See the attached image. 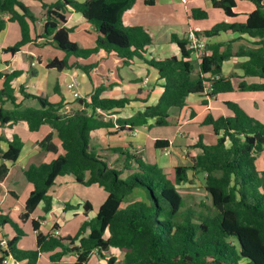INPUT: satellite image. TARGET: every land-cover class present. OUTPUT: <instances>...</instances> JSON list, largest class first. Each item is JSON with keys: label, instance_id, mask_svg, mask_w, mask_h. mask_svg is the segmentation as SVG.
Returning <instances> with one entry per match:
<instances>
[{"label": "trees", "instance_id": "1", "mask_svg": "<svg viewBox=\"0 0 264 264\" xmlns=\"http://www.w3.org/2000/svg\"><path fill=\"white\" fill-rule=\"evenodd\" d=\"M138 1L154 6L158 0H85L83 3L42 0L44 30L34 38L37 16L21 0H0V33L9 22H15L22 35L6 52L15 54L42 38L65 54L62 59H52L47 64L49 69L63 71L79 67L89 75V67L79 62L104 50L121 58L126 65L136 59L145 61L163 80V93L155 105L114 121L98 114L97 109L107 112L124 109L132 102L131 98H101L98 89L90 103L85 102L91 108L90 113L82 110L70 114L62 103H51L46 94L34 96L21 87L22 98L40 103L39 108L28 107L18 101L13 87L20 72H0V125L4 128L0 138L8 144V150L0 152L5 162L0 166V182L9 173L6 163L15 164L24 146L16 126L25 123L30 132L49 126L53 131L37 144L38 149L57 153L58 147L53 142L57 135L64 150L53 161L30 165L24 170L34 189L19 219L23 224L31 221L37 234V248L19 249L25 232L11 217L0 213V228L11 225L15 231L6 251H0V264L2 255L11 256L16 263L38 264L43 253H51L50 260L54 263L74 254L77 257L74 264H89L94 252L106 264H264V170L258 166L259 156L264 152V123L239 103L225 102L230 111L227 115L215 117L211 112L205 115L202 125L212 128L216 142L208 143L201 135L194 145L199 153L192 165L175 167L173 177L129 148L106 149L101 155L90 144L92 133L101 129L118 127L132 132L140 127L167 126L172 109L184 108L190 95H204L208 87L212 90L207 96L212 99L235 91L232 79L223 75V64L232 57L247 58L241 64L244 76L237 90L264 93V0H247L255 5V10L245 23L223 21L204 31L207 38L229 31L246 35L254 40L248 41L250 45L234 50L233 41L208 43L199 64L192 59L188 40L177 36L172 41L180 48V57L147 58L148 48L156 40L154 33L146 26H133L128 21ZM212 4L229 18L238 16L236 0H212ZM71 10L82 14L96 28L95 47L82 48L71 40L72 30L66 26ZM191 18L204 20L208 13L193 9ZM71 57L77 60L75 64H70ZM208 103L206 98L203 104ZM8 105L12 108H7ZM170 146L168 139L154 142L157 150ZM190 171L206 176V190L214 207L212 214L182 211L185 201L180 186L191 181ZM65 175L86 186L97 184L108 196L96 216L82 222L75 236L56 234L58 225L44 234L40 231L44 217L36 220L32 215L41 203L45 214L52 210L49 192L56 179ZM201 205L206 209L204 203ZM84 208L87 216L91 204L86 202ZM112 248L124 253L122 261L112 254Z\"/></svg>", "mask_w": 264, "mask_h": 264}, {"label": "crops", "instance_id": "2", "mask_svg": "<svg viewBox=\"0 0 264 264\" xmlns=\"http://www.w3.org/2000/svg\"><path fill=\"white\" fill-rule=\"evenodd\" d=\"M76 1L83 3L85 0ZM21 2L37 16L38 21L33 31V37L40 36L43 33L45 23V12L42 7V0H21ZM236 3L237 7L235 12L238 16L229 18L222 10L213 7L212 0H158L154 6H147L143 1H138L128 21L133 26H146L154 33L156 40L154 44L149 46L147 58L165 59L171 56L180 57V48L172 41L173 36H177L179 39H186L187 33L190 30L196 31V33L198 32V35L205 36L204 31L210 30L216 24L223 21L231 24L245 23L248 15L255 10V5L247 0H236ZM239 7H242L244 12H246L240 13L238 11ZM197 8L206 11L208 13V18L204 20L192 19V10ZM5 17H7V15H5ZM66 26L72 30L70 38L80 47L92 48L96 46V28L88 23L82 14L71 10L67 14ZM11 32L12 36L22 38L20 26L18 27V23L15 22H9L6 29L0 33V72H20V75L13 82V87L16 90L18 101H22L25 106L39 108L40 103L36 99L22 98L19 93L21 87H23L27 93L34 96L46 94L48 100L53 104L62 103L67 113L71 114L82 110H86L90 113L91 108L86 107L85 102L90 103L92 96L95 95L96 91L99 89L101 90V98H131L132 102L126 108L113 111L116 112L119 117L128 118L136 112L142 111L147 106L155 105L163 93V80L159 78L157 70L141 59H136L133 63L126 65L118 56L110 55L104 50H101L90 59L79 62V64L89 67V75L79 67L58 71L56 69H49L47 64L52 59L64 58L65 54L55 49L50 44H47L45 39L39 38L36 43L26 45L15 54L6 52L5 49L11 45ZM207 39L209 43H228L233 41L232 45L234 50H237L243 45H250L248 41H254L246 35L241 36L231 31L222 32L218 36ZM47 49H51L54 58H49L45 61L41 51ZM246 60V57H232L223 64V75L232 79L236 88L235 91L221 94L217 98L209 100L207 106L203 104V101L206 99L203 95H190L187 100V105L184 108H180L178 111L177 109L171 110L170 124L177 129V134L182 140L188 139L190 142H188V144H192L196 142V137L198 141L199 137L202 135L206 142H216V137L213 134L212 128L210 126H203L202 121L209 112L215 117L222 114H229L230 111L224 103L228 101L237 103L240 101L242 103V99L247 93H250L237 90L244 76L241 64ZM69 62L70 64H75L77 60L71 57ZM194 62L195 64H199L197 60H194ZM52 78L54 79L53 81ZM247 80L250 82L257 81V79ZM69 83L75 84L74 91L68 89L67 85ZM1 89L2 81L0 80V90ZM75 91L80 93L81 98H75L73 96V92ZM251 101L257 105L256 101H253V99H251ZM7 108H12V106L8 105ZM140 129L149 128L140 127L132 132L119 131L118 127L101 129L92 133L90 144L102 155L105 153L102 151L106 149L127 148L122 141L121 143L117 141L124 140L123 135L125 132L132 136L128 137L126 142H128L129 147L133 150L137 148L135 144H141V142L146 144L150 139L154 142L157 139H167L160 138L159 136L151 138L149 135L140 133ZM106 130H116V132L109 137ZM3 131L4 128L0 125V137ZM15 131L22 138L24 146L15 164L6 163L9 168V173L6 179L0 182V213L11 218L20 217V215L25 212V203L34 189L33 185L26 179L24 170L30 165L49 163L59 155L64 154L62 143L57 135H54L53 138V142L58 147L57 153L38 149L37 144L53 131L49 126H43L37 132H30L27 125L22 123L15 127ZM134 131H136L137 135H133ZM139 135L140 137L138 139L133 138ZM191 137H193V140H189ZM169 141L173 143L172 140ZM171 147L172 146L169 148ZM7 150L8 144L0 138V152H5ZM4 163L0 154V166ZM156 164L160 166L159 163ZM83 186L84 189H82ZM49 194L53 199L52 210L45 214L43 209L44 203H41L32 215V219L38 220L44 217V220L40 221V231L44 234L49 233L55 225H58L59 235L70 236H75L77 234L84 220L92 219L96 216L100 206L108 196L107 192L99 185L94 184L86 186L80 184L71 175L58 177ZM86 202H89L92 207L91 210L86 213L87 216L85 215L84 208ZM66 204L69 205L67 209ZM28 222H30L31 229L26 230L25 236L27 237L24 236L18 245L19 248L28 245L29 248L26 250H34L37 248V234L33 230L31 221ZM68 223H70V225H68ZM23 225L26 227L27 223ZM7 226L0 228V234L8 241L10 237L13 238L15 236V231L12 228L11 230L13 232L10 231L11 233H9ZM8 235L10 237H8ZM26 239L32 241L28 244L23 243ZM93 254L98 256L96 252ZM50 255L51 253L41 254L39 261L43 258L51 261ZM76 260L77 257L74 254H68L64 256L60 262L54 263L51 261V264H74ZM100 260V264H106L105 260L101 258ZM8 264L26 263H16L14 260H11Z\"/></svg>", "mask_w": 264, "mask_h": 264}, {"label": "rangeland", "instance_id": "3", "mask_svg": "<svg viewBox=\"0 0 264 264\" xmlns=\"http://www.w3.org/2000/svg\"><path fill=\"white\" fill-rule=\"evenodd\" d=\"M238 11L240 13L246 12V11L244 12V9L242 7H239ZM10 40H11L10 46H14L21 40V38H17V36H12V32H11ZM41 53L43 54V58L45 61H47L49 58H54V55L51 49L42 50ZM53 80L54 79L52 78V81ZM251 99H253V101H256L257 105L254 104V102H252ZM238 103L243 108H245V110H247L249 114H251L252 116H254L255 118H257L258 120L264 123V93H253V92L247 93L246 96L242 99V103L240 101H238ZM116 114H117L116 112H107V114L105 115V118L113 119L114 121H116L119 118V115L118 114L116 115ZM176 130L177 129L171 124L167 126H162V127L153 126L152 128H149V129H140V133H143L144 135H149L151 138L159 136L160 138H167L173 141V143H171V146H172L171 148H165L163 150L154 149V146H153L154 141L152 139H150V141H148V143L146 144H144V142H141V144L137 142L138 144H135L137 148L133 150L129 147L128 142H126L128 140V137H132V136H130V134L126 132L123 135L124 140H117V141L120 143L122 141V143L127 148L133 151L139 152L140 154H143L149 162L159 163L160 166L164 169V171L168 175L173 177L175 167L191 166L193 159L198 153V149L194 147L195 143L198 142L197 137L195 138V141H196L195 143L193 142L192 144H188L189 142L188 139L182 140L178 136ZM115 132L116 130H111V131L106 130V133L109 135V137ZM139 137L140 135L138 137H133V138L138 139ZM192 138L193 137H191V139L189 138V140H193ZM258 166L261 170H264V152H262L259 156ZM189 174H190L191 181L180 186V191L182 192L184 201H185V205L182 208V211L191 210V211H195L196 213H201V212L206 211V214H210V213L212 214L214 211V207L212 205L210 194L206 190V176L203 174H195L193 173V171H190ZM82 189H84V186L82 187ZM201 203L205 204L206 209L201 205ZM97 208H98V205H97ZM12 220L17 225H19V227L24 232H26V230L31 229L30 222H26L27 226L24 227L19 217H12ZM68 225H70V223H68ZM11 229H12L11 225H8L7 230L9 231V233H11L10 232L12 231ZM107 236H109V233L107 234ZM8 237L10 236L8 235ZM11 238L12 237H10L9 239ZM30 241L32 240L26 239L23 243L28 244ZM18 248H19V245H18ZM28 248H29L28 245H26L25 247L19 248V249L26 250ZM111 252L112 254L116 256L118 261L123 260L124 253L121 252L119 249L112 248ZM100 262L101 260L96 254L91 255L90 257L91 264H100ZM39 264H51V261L46 260V258H43L41 261H39Z\"/></svg>", "mask_w": 264, "mask_h": 264}, {"label": "built area", "instance_id": "4", "mask_svg": "<svg viewBox=\"0 0 264 264\" xmlns=\"http://www.w3.org/2000/svg\"><path fill=\"white\" fill-rule=\"evenodd\" d=\"M186 39L189 42L188 49L192 52V59L197 60L198 62L201 61L203 56L207 52V45H208V39L205 36L198 35L196 31L190 30L187 33ZM35 65V63H34ZM213 79V77H212ZM68 89L71 91L75 90V84L74 83H69L67 85ZM212 88L208 87L205 91V94L203 95L206 97L208 100H211L212 98L207 96L208 93H210ZM73 96L75 98H81V95L78 91L73 92ZM97 113L100 115H106L107 111H104L102 109H97ZM134 135H136V131H134ZM56 234H59V231H56ZM7 239L0 234V251H6L7 248ZM13 260L11 256L6 257L2 255V264H8L9 261Z\"/></svg>", "mask_w": 264, "mask_h": 264}, {"label": "water", "instance_id": "5", "mask_svg": "<svg viewBox=\"0 0 264 264\" xmlns=\"http://www.w3.org/2000/svg\"><path fill=\"white\" fill-rule=\"evenodd\" d=\"M2 260V259H1Z\"/></svg>", "mask_w": 264, "mask_h": 264}]
</instances>
